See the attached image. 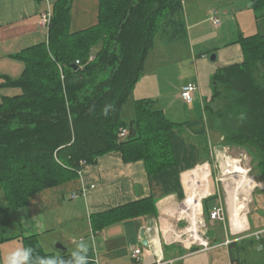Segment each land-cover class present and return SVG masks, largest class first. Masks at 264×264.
I'll use <instances>...</instances> for the list:
<instances>
[{"label": "trees", "instance_id": "1", "mask_svg": "<svg viewBox=\"0 0 264 264\" xmlns=\"http://www.w3.org/2000/svg\"><path fill=\"white\" fill-rule=\"evenodd\" d=\"M72 2L54 3L48 40L10 55L21 63V74L0 75V87L17 89L0 102V215L27 207L44 190L81 179V170L111 153L125 163L143 161L149 175L176 166L170 131L181 124L151 99L135 100L130 120L123 108L158 35L187 36L184 0H100L98 22L76 32L70 30ZM251 5L257 19L264 17V0H251ZM237 43L243 61L212 76L205 110L225 146L254 155L253 176L264 181V82L257 74L263 72L264 80V34H241ZM217 198L202 201L205 215ZM158 215L157 200L149 196L93 213L91 225L97 233ZM11 229L0 228L8 234H0V244L19 240L41 256H57L47 253L37 236L10 235ZM229 246L232 263L244 264L246 246ZM93 261L90 255L89 264Z\"/></svg>", "mask_w": 264, "mask_h": 264}, {"label": "crops", "instance_id": "2", "mask_svg": "<svg viewBox=\"0 0 264 264\" xmlns=\"http://www.w3.org/2000/svg\"><path fill=\"white\" fill-rule=\"evenodd\" d=\"M50 1L0 0V59H4L8 65L0 67V75L17 78L22 65L10 55L46 41L45 29L40 26V14L48 7L53 9ZM183 6L187 25V36L184 38L187 53L179 57L181 59L177 63L183 80L179 91H175L172 96L160 95L161 83L158 74H155L157 72H144L142 76L147 75L140 77L129 100L132 105L137 99H151L164 110L168 118L181 124L170 131L176 166L149 175L143 161L125 163L118 153L105 155L96 164L86 167L83 179L44 190L33 196L27 207L17 210L9 222L10 227L17 228V235L37 236L43 249L57 256L70 254L75 247L72 241L84 238L91 245L89 256L94 260L91 264H156L160 259L173 260V264H233L230 244L226 245L221 236L228 239L236 234L247 233L243 239L233 238L232 241L245 245L246 238L261 233L264 244V187L261 185L264 181L248 171L247 177H253L255 184L249 189L252 202L242 213L246 215L247 230L239 233L233 231L227 198L225 221L220 222L223 226L218 229L217 223H214L216 220L209 222L215 231L209 237L214 241L208 249L204 246L193 247L192 243L184 244L178 238H171L170 231L176 232L175 219L180 211L188 213L193 225L190 231L193 234L197 232L201 210L198 216L194 213L189 215L190 210H186V205L194 186L193 173L202 164H210V154L215 149L211 142L217 133L211 129L210 117L205 110L206 103L212 98L211 78L218 69L243 61L242 46L237 43L241 34H264V17L256 18L251 0H184ZM99 10L100 0H73L70 30L76 32L95 25ZM212 18L218 22L214 24ZM211 21L213 32H209L206 26ZM156 47L157 38L147 61ZM212 54L217 56L215 61L210 59ZM11 66L16 69L19 67V71H13ZM148 75L151 76L149 80L146 79ZM2 82L0 78V84ZM189 82L198 84L194 101L190 104L180 96L182 87ZM8 89H13L12 95L17 93L15 88L0 87V100L3 96H10L5 93ZM124 111L125 107L123 115ZM133 115L132 105L127 120ZM222 139L221 136L218 139L219 149L226 147ZM241 192L245 193L242 188L240 195ZM73 194L77 196L72 197ZM213 195L218 196L216 200H221L219 191ZM149 196L157 200L158 217L143 216L94 233L91 225L93 213ZM182 203L183 206L179 208ZM37 223L44 225L43 231L35 227ZM259 239L253 237L250 241ZM13 242L18 246L22 244L19 240ZM59 245L64 249H60ZM137 249L141 253L134 258ZM190 258L193 260L189 261ZM195 260L199 261L194 263Z\"/></svg>", "mask_w": 264, "mask_h": 264}, {"label": "rangeland", "instance_id": "3", "mask_svg": "<svg viewBox=\"0 0 264 264\" xmlns=\"http://www.w3.org/2000/svg\"><path fill=\"white\" fill-rule=\"evenodd\" d=\"M56 1L57 0H51L50 3H52L54 5V3ZM206 26H207L209 32H213L212 21L208 22L206 24ZM161 38H162L161 35H158L157 47H156L154 53H152L150 55V57L147 61V64H146V69L144 72H146L148 74L151 71L157 72L155 74H158L159 82L161 83V86H160V93L161 94L160 95L166 96L167 94H169L170 96H172L175 91H179V87L183 83L182 82L183 81L182 76L179 75V73H180L179 64H177V63L179 62V59H181L179 57H184L187 53V48L185 46L186 41L184 40V38H181L178 40H169L167 38H165L164 40H161ZM17 65H18V63H17ZM1 66H3V67L8 66L4 59H0V67ZM11 68L13 69V71H19V67L16 69V68H13L11 66ZM257 74L259 77V81H261L263 83L264 82L263 77H262L263 72L257 73ZM149 78H151V76L148 75L146 79L149 80ZM12 90L8 89L5 91V93L12 95L14 93V91H12ZM160 102L164 105L162 100H160ZM132 105H133V102H132ZM132 105H131V101H129V103L126 104L125 111H124V118L125 119H127L129 117V113L131 112ZM216 133H217L216 136H213L212 142H211L212 147L215 149H213V154H210V158H211L210 164L205 163V164L201 165L202 167H208L210 170L211 175L209 176V184H210L211 193L201 199V214L199 216V222L197 223L198 238H195L193 236V233L190 231V228L193 225H192L191 218H189L187 216L188 213H185L186 211H183V213H182L180 210H178L179 208H181L183 206V203L179 206V208H177V210L180 211V214H179V212L177 214V219L181 218L180 219L181 221H178L177 219H175L176 224H177L176 235L181 236L180 239L184 242V244L192 243L193 247L196 246L198 248L203 247L200 239H204L210 245L212 244V241H214V239L209 238L213 234V232L215 231L214 228H212L210 226V223H209V222L214 220V219H211V215H210L211 211H213L214 208H218L219 206L224 207V209L226 208V199L228 198V194H229L228 188L226 185H230V188L232 187L231 189H235L236 186H233L232 183H234V180L237 179V177L238 178L241 177L237 173H227V169H228L227 163L229 161H232V162L237 161V163L239 165H241L245 170L250 172L251 175L255 174L254 171H252L254 165L256 164V160L254 158V155H252L248 150H246L244 148H240V147H228V146H226L224 148L219 149L218 148V146H219L218 145V139L220 137V134H218V132H216ZM222 143L224 144L223 139H222ZM260 181H263V180H260ZM260 183L261 182H259V184ZM261 185H262V187H264V183H261ZM216 191L220 192L221 200L211 201V203H210L211 208L209 210L210 214H208V216H207L204 214L202 201L205 198L212 196V194H214V192H216ZM1 195H2V192L0 191V196ZM238 200L236 202L237 205L242 206V208L240 209V211H241L240 216L244 217L246 219V215L242 214V213L245 212V209L247 208L248 203L252 202V195H251V193H249L248 195H246L244 193H241V195H240V193H238ZM16 211L17 210H10L9 212H7L5 214L0 215V228H2L4 226H6L7 229L10 228L9 222L11 220H13V217H14ZM190 211L191 212L189 215L194 213L193 212L194 209H190ZM224 214L226 217L225 210H224ZM220 222L223 223L224 221L216 220L214 222L215 224L217 223L216 226H218V229L223 226V224H221ZM208 230L212 231V232L210 231L211 232L210 235H208ZM11 231H12V234H10V235H15L18 233L16 227L12 228ZM6 233L7 232L4 233V232L0 231V234L2 236L8 237V234H6ZM4 234H6V235H4ZM245 236H247V233L236 234L233 237H229L228 239L224 235L221 237H223V240H225V242L229 240L230 244H231L232 241L234 240L233 238L238 239V238H242ZM218 237H220V236L218 235ZM253 237L256 238V235H251L249 238H246V241H245L246 242L245 243L246 252L244 254H242V257L244 259V264H263L262 260H264V257H263L264 251L258 252L256 250L257 246L262 245L263 239L260 238L259 241L256 240L255 245H253V244H251V241H250L251 238H253ZM176 240H178V239H176ZM21 246H22V244H21ZM16 247H19V246L16 242H13V241H6V242H2L0 244V264H3L4 258L8 254V252L12 251ZM192 260H193V258L189 259V261H192ZM198 261L199 260H195L194 263H197ZM180 264H181V262H180Z\"/></svg>", "mask_w": 264, "mask_h": 264}, {"label": "bare ground", "instance_id": "4", "mask_svg": "<svg viewBox=\"0 0 264 264\" xmlns=\"http://www.w3.org/2000/svg\"><path fill=\"white\" fill-rule=\"evenodd\" d=\"M227 167V173H237L239 174V176H241L239 178L237 177V179L234 180V183H232L233 186H236L235 189H231L232 187L230 188V185H226L229 193L228 203L230 206L232 228L234 232L239 233L247 230L248 227L245 218L240 216V209L242 208V206H238L236 203L238 200V193L242 188L243 192H245L244 194L248 195L249 189H251L255 184V180L253 179V177H247V170H245L241 165H239L237 161H229L227 163ZM193 175L194 186L189 196L188 204L186 205V210L194 209L193 212L195 216H198L197 214L201 210V199L211 193L209 184V176L211 174L208 167H200L193 173ZM193 236L195 238H198V232H194Z\"/></svg>", "mask_w": 264, "mask_h": 264}, {"label": "clouds", "instance_id": "5", "mask_svg": "<svg viewBox=\"0 0 264 264\" xmlns=\"http://www.w3.org/2000/svg\"><path fill=\"white\" fill-rule=\"evenodd\" d=\"M36 228L43 231L44 225L37 223ZM259 239L261 233H256ZM75 247L70 251L68 258L63 256H41L33 247L19 246L8 252L5 256L3 264H89V253L91 245L88 240L80 238L73 240ZM256 250L264 251V244L257 246Z\"/></svg>", "mask_w": 264, "mask_h": 264}, {"label": "built area", "instance_id": "6", "mask_svg": "<svg viewBox=\"0 0 264 264\" xmlns=\"http://www.w3.org/2000/svg\"><path fill=\"white\" fill-rule=\"evenodd\" d=\"M213 15L215 14V12L212 13ZM52 17H53V9L48 7L46 10H44L41 14H40V26L42 28L45 29L46 32V40H48L49 37V30L52 24ZM214 24H216L218 22L217 19H213ZM198 90V84L195 82H189L186 85H184L181 89L180 92V96L183 99L184 102L190 104L194 101V94L196 93V91ZM126 134V132L122 133V136H124ZM84 173H85V169L80 171V178L83 179L84 177ZM77 194H73L72 197H76ZM211 219L214 220H222L225 221V214H224V208L222 206H219L218 208H214L213 211H211ZM171 233V238H178L180 241V237L179 235H176V232H174L173 230L170 231ZM202 245L204 246V248L208 249L210 244L208 242H206L204 239H200ZM226 245L230 244V241H226L225 242ZM141 253L140 249H137L134 251L133 257H137L139 254ZM174 261L170 260V261H164L163 259H160L156 264H173Z\"/></svg>", "mask_w": 264, "mask_h": 264}, {"label": "water", "instance_id": "7", "mask_svg": "<svg viewBox=\"0 0 264 264\" xmlns=\"http://www.w3.org/2000/svg\"><path fill=\"white\" fill-rule=\"evenodd\" d=\"M216 57H217L216 54H212L211 57H210V59H211L212 61H215V60H216ZM144 233H145V231H144ZM144 233H142L143 236H144ZM58 247H59L60 249H64V248L62 247V245H59Z\"/></svg>", "mask_w": 264, "mask_h": 264}]
</instances>
